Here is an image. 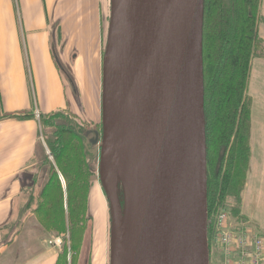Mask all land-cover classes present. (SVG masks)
I'll return each instance as SVG.
<instances>
[{
	"label": "water",
	"instance_id": "water-1",
	"mask_svg": "<svg viewBox=\"0 0 264 264\" xmlns=\"http://www.w3.org/2000/svg\"><path fill=\"white\" fill-rule=\"evenodd\" d=\"M204 18L205 0H110L102 137L90 152L109 206V264H211Z\"/></svg>",
	"mask_w": 264,
	"mask_h": 264
},
{
	"label": "crops",
	"instance_id": "crops-1",
	"mask_svg": "<svg viewBox=\"0 0 264 264\" xmlns=\"http://www.w3.org/2000/svg\"><path fill=\"white\" fill-rule=\"evenodd\" d=\"M109 15L110 0H0V264L58 262L62 249L56 238L39 230L38 218L29 210L22 213L26 192L44 185L35 163L40 118L65 112L82 125L102 123ZM261 16L259 36L264 40V0ZM55 49L76 82L80 102L58 67ZM248 93L252 154L242 211L249 220L245 230L264 238V58L252 62ZM24 113L33 116L8 118ZM99 183L91 189L89 212ZM108 212L107 201L103 256L97 261L98 237L89 223L78 264H109Z\"/></svg>",
	"mask_w": 264,
	"mask_h": 264
},
{
	"label": "trees",
	"instance_id": "trees-1",
	"mask_svg": "<svg viewBox=\"0 0 264 264\" xmlns=\"http://www.w3.org/2000/svg\"><path fill=\"white\" fill-rule=\"evenodd\" d=\"M262 0H205L204 77L208 145V207L210 250L216 245L215 222L228 213L237 230L249 220L243 214L252 145V99L248 93L252 62L264 57L259 36ZM11 115L8 118H28ZM69 114L41 116L49 152L37 147L46 163V180L39 204L28 210L40 228L62 238L57 264H78L90 221L89 195L95 174L89 168L83 136ZM60 121H63L60 122ZM74 126L71 128V126ZM219 254V252H218Z\"/></svg>",
	"mask_w": 264,
	"mask_h": 264
},
{
	"label": "rangeland",
	"instance_id": "rangeland-1",
	"mask_svg": "<svg viewBox=\"0 0 264 264\" xmlns=\"http://www.w3.org/2000/svg\"><path fill=\"white\" fill-rule=\"evenodd\" d=\"M106 42V41H105ZM105 47V46H104ZM264 58V57H263ZM67 114V113H66ZM63 123V121H60ZM76 124H78L77 130L81 133V135L83 136V144H85V142H92V146L93 147L95 144L99 143L101 141V137H102V123L100 125H97L92 122L89 123L88 125H82L80 123H78L77 121ZM41 123V121H40ZM69 126H71L69 124ZM96 126V127H95ZM74 126H71V128H73ZM52 130L50 128H46V127H42L41 125V132H40V138H39V147L43 149V152H49L48 150V146L46 144V138H45V133H50ZM95 147V146H94ZM37 152H42L37 151ZM86 154V159L88 160V164H89V168L92 171L93 174H95L96 176V180H94L93 184H92V188L93 186H97L96 183H99V178H98V167H99V160L95 159L93 160L91 158V154L90 152H88V150L85 151ZM35 163L38 165L39 168H41V175L39 178L40 181V186L41 184L45 183L46 180V171L47 169L45 168L46 163L43 164V161L41 160L40 156L38 155V157H36L35 159ZM100 184V183H99ZM101 188V185H99ZM98 186V188H99ZM91 188V189H92ZM98 188H96L93 192V196H92V204H91V211L89 212V216H90V225L93 227V230L96 232V236L97 238V261L103 256V247L105 245L106 247V239L104 238V233L106 231V216H105V205L107 202V199L105 201V193L103 191V189H101L102 193H97ZM41 191V188L38 187V189H30L28 192H26L27 196H28V201H29V205H30V210H34L37 205L39 204V193ZM109 212H108V217H109ZM109 218H108V223H109ZM89 225V224H88ZM39 230L46 236H51L50 234L44 232L40 226H39ZM110 232H111V226H110ZM111 234V233H110ZM57 239H61V243H60V247L63 250L64 249V241L62 238H57ZM105 241V242H104ZM108 242H110V238L108 236ZM108 252H109V245H108ZM218 249L216 247V245H214L213 248V260L218 262ZM110 257V255H109ZM109 263V261H108Z\"/></svg>",
	"mask_w": 264,
	"mask_h": 264
},
{
	"label": "built area",
	"instance_id": "built-area-1",
	"mask_svg": "<svg viewBox=\"0 0 264 264\" xmlns=\"http://www.w3.org/2000/svg\"><path fill=\"white\" fill-rule=\"evenodd\" d=\"M218 262L211 264H264V238L237 230L231 216L221 212L215 222ZM61 239L55 241L60 245Z\"/></svg>",
	"mask_w": 264,
	"mask_h": 264
},
{
	"label": "flooded vegetation",
	"instance_id": "flooded-vegetation-1",
	"mask_svg": "<svg viewBox=\"0 0 264 264\" xmlns=\"http://www.w3.org/2000/svg\"><path fill=\"white\" fill-rule=\"evenodd\" d=\"M93 148H94V147L88 148V152H92V151H93ZM90 156H91V158H93L92 155H90ZM217 249H218V247H217ZM218 252H219V249H218Z\"/></svg>",
	"mask_w": 264,
	"mask_h": 264
}]
</instances>
